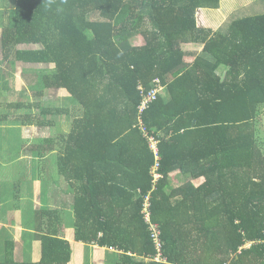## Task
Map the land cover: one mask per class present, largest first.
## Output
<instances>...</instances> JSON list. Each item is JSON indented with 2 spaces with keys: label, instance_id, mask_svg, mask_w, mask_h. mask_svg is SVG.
I'll return each instance as SVG.
<instances>
[{
  "label": "trees",
  "instance_id": "16d2710c",
  "mask_svg": "<svg viewBox=\"0 0 264 264\" xmlns=\"http://www.w3.org/2000/svg\"><path fill=\"white\" fill-rule=\"evenodd\" d=\"M219 8L220 0H14L13 23L0 36L1 62L27 66L33 77L24 90L37 101L7 106L27 112L15 115L16 123L46 131L70 116L69 109L46 106L50 90H66L79 110L69 134L34 139L24 155L46 165L49 154L59 153L74 240L86 245L92 262L83 264H101L92 258L95 246L115 251L105 264H264V154L257 130L264 110V16L217 31L198 26L199 11ZM135 37L141 45L131 43ZM188 44L202 47L190 62ZM51 64L53 72L43 74L40 67ZM156 80L165 90L139 115V88L146 94ZM2 124L15 125L0 118ZM141 125L159 143L158 160ZM177 171L204 182L171 190ZM146 203L162 233L165 263L154 260ZM67 211L44 202L28 214L21 260L17 241L1 228L0 264H72Z\"/></svg>",
  "mask_w": 264,
  "mask_h": 264
},
{
  "label": "rangeland",
  "instance_id": "374dc122",
  "mask_svg": "<svg viewBox=\"0 0 264 264\" xmlns=\"http://www.w3.org/2000/svg\"><path fill=\"white\" fill-rule=\"evenodd\" d=\"M218 16L220 17V19H223L224 22L227 21L225 25L219 27L220 29L225 28L226 25L232 21L264 16V0H237V3H235L234 5L230 4V8H223V11L219 12ZM10 21V23H13V18ZM211 24L213 26L217 25V23L214 21H212ZM131 41L135 44L139 42V39L134 38ZM26 67L27 66H24L20 63L12 66V69H14L15 73L14 79H10L7 81L8 88L10 86L11 92L8 91L4 94V96H0V117L6 118V122H12L13 124H16L17 118H15V115L17 117L20 115L22 117L27 115V112L23 111L14 114L13 110L7 107L8 105H23L29 102H37L32 90H24L25 85H27V83L30 84V81L33 77V75H31V73L29 72V69ZM53 70L54 67H47L43 70V74H49ZM20 88L23 89L21 90ZM51 97L52 94L51 96L47 94L45 104L47 107L50 106L54 108L51 102L53 101V99ZM72 102L77 107V103L74 100H72ZM61 106H63L66 110L69 109V111L72 113L69 116L72 122V119L77 114V111L72 106L70 100H68L64 105ZM27 129L24 130V137L22 138L20 137V134L23 133V129H21L17 125H2V127L0 128V163L8 164L15 161L18 165V170L16 172L5 170L2 175L0 173V196L2 197L0 199V201L2 202V206L0 207V220H2L3 222L5 221L6 224L9 223L8 225L16 226L21 229L26 225L29 219L28 214L33 209L35 211L42 207V205H44L41 204V200H45L46 198L45 188L47 185V179L49 177L47 165H40V162L37 159L32 158L31 155H24V147L28 144V142H31V139L34 138H46L48 135L47 130L43 131L42 129L35 128L37 131H35L34 129L30 131V128ZM257 130L258 145L264 154V110L261 114V117L257 121ZM24 138H26L27 140H25ZM9 139H11L10 142H8ZM20 158L25 159L19 160ZM35 181H38L37 188ZM44 181H46V183L45 185H42ZM2 207H5L6 210L11 209L12 212H7L5 215H2L4 213L3 211L1 212ZM67 220L68 219H66V221ZM20 232H12L11 234V232L8 231V233L11 234L17 241L16 255L18 260H21L23 257V242ZM90 251L91 249L87 248V252L89 253ZM34 252L33 258L35 259V261H38L41 253L39 243L36 244ZM87 261L88 263L91 262L89 257L87 258Z\"/></svg>",
  "mask_w": 264,
  "mask_h": 264
},
{
  "label": "crops",
  "instance_id": "0c3cea01",
  "mask_svg": "<svg viewBox=\"0 0 264 264\" xmlns=\"http://www.w3.org/2000/svg\"><path fill=\"white\" fill-rule=\"evenodd\" d=\"M235 3H237V0H220L219 10H216V11L201 10V11H199V13L197 14L198 26L201 28L211 29L213 31L219 30L220 29L219 27L225 25V23H227V21L224 22L223 19H220V17L218 16V13L222 12L223 8H225V7L230 8V4L234 5ZM13 11H14V0H0V36H1V32L4 28L12 25V23H10L11 22L10 20L12 19L11 17H13ZM228 18H229V16H228ZM212 21L216 22L217 25L213 26L211 24ZM135 38L139 39V42L134 44L131 41V43L134 46L141 45L142 44L141 38H139V37H135ZM201 48L202 47L199 45H193V44L184 45L183 50L191 53L190 56L192 55L187 60L190 62L194 58V55L201 50ZM1 61H2V55H1V46H0V72H1L0 73V96L2 97L8 91L11 92L10 86L8 88V82L7 81L10 79H14L15 73H14V69L7 67L6 64L2 63ZM50 66L55 67L54 64L48 65L47 67H50ZM47 67L43 66L40 68H42L44 70ZM66 93H67V91L64 89L48 91L47 94H49V96H51V94H52L51 98L53 99V101H51V102H52V105L54 107V108H52L53 110H55V109L64 110V107L61 105H64L68 100H70V102H72L69 94L67 93L68 94V96H67ZM76 111H77V114L74 117L79 115V110L76 109ZM70 114H72V113L70 112ZM74 117H73V119H74ZM0 118H3V117H0ZM72 123H73V121L71 122L69 116H66V115L62 116V118L56 119V121L54 120V124L51 125V127H49L47 129L48 135L46 138L47 139H54V138H56V135L69 134L71 131V128H72ZM2 125H0V128L2 127ZM15 125L19 126L17 123ZM19 127L21 129H23V133L20 134V137H22V138L24 137V130H26L27 128H30V131L33 129L35 131H37L35 129V127H21V126H19ZM24 139L27 140L26 138H24ZM34 139H36V138H34ZM34 139H31V142ZM10 141H11V139H9L8 142H10ZM25 158H28V157H25ZM25 158H20L19 160H21V159L23 160ZM0 160H1V158H0ZM58 162H59V153L58 152H55L53 154H49L46 158V165L48 166L49 177L47 179V187H46V194H45L46 198H45V200H41V204H44V202H45L47 207L50 209L70 210V211H67L68 214L63 213L64 235H65L66 239L72 243V247L74 250L72 264H83V263L87 262L86 261L87 257L85 256L86 245L83 243H80V242H76L74 240V233L75 232H74V228H73V224H74L73 219H75V218H74V213L71 211V209H69V207L71 206L72 197L70 195L68 184L59 175ZM17 166H18L17 162H15V161L10 162L8 164L0 163V173L2 175V173L5 170L16 172L18 170ZM170 181L172 183L171 190H174V191L179 190V188L184 186L185 183H190L194 187H198L200 184H202L204 182L203 179L193 180L189 176H184L180 171H177V172L171 174ZM1 182H2V180H1ZM35 184H36V188H37L38 181H35ZM181 198H182V196L177 197V199H181ZM1 206H2V202L0 201V207ZM7 212H12V211H11V209H7ZM66 219H68V220L66 221ZM8 224H6L5 221L3 222L2 220H0V229L1 228H7L8 231L11 232V234H12V232H20L21 231L20 233L22 236V230L23 229L18 228L16 226L8 225ZM35 247H36V244H35ZM113 254H115L114 250H108L106 248H99L98 246H95L93 248L92 253H91V255L93 256L92 258H94V260L98 261L101 264H105L106 262H109L108 257L112 256ZM34 261H35V259H34ZM110 262H113V258H111Z\"/></svg>",
  "mask_w": 264,
  "mask_h": 264
},
{
  "label": "built area",
  "instance_id": "2783aa9c",
  "mask_svg": "<svg viewBox=\"0 0 264 264\" xmlns=\"http://www.w3.org/2000/svg\"><path fill=\"white\" fill-rule=\"evenodd\" d=\"M156 87L152 89L151 91H148L146 94L143 93V89L140 87L142 93V102L138 109L139 115H142L144 111L148 109L149 106H151L154 102L157 101L159 94L163 93L165 88L161 85L160 80H156ZM141 132L145 139L148 141L149 148H151L152 152L155 154L157 160L159 158V149H158V142L152 138L148 137L146 130L141 125ZM159 165L157 164L153 170L154 178L156 181L161 179V176L158 174ZM149 204L146 203L144 205V209L142 213L144 214V222L148 225L149 231H151V237L154 241L155 248L157 251V255L154 257V260L159 263H165L166 257L163 254V248H164V242L161 239L162 233L160 229L158 228V225L154 224L152 222L151 214L148 212Z\"/></svg>",
  "mask_w": 264,
  "mask_h": 264
}]
</instances>
